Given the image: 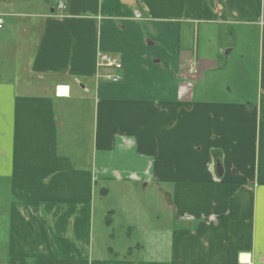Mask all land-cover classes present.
I'll use <instances>...</instances> for the list:
<instances>
[{"label": "crops", "instance_id": "0c3cea01", "mask_svg": "<svg viewBox=\"0 0 264 264\" xmlns=\"http://www.w3.org/2000/svg\"><path fill=\"white\" fill-rule=\"evenodd\" d=\"M58 2L0 0V264H264V0ZM196 23L243 28L249 87ZM99 181L156 185L149 258L96 242Z\"/></svg>", "mask_w": 264, "mask_h": 264}, {"label": "rangeland", "instance_id": "374dc122", "mask_svg": "<svg viewBox=\"0 0 264 264\" xmlns=\"http://www.w3.org/2000/svg\"><path fill=\"white\" fill-rule=\"evenodd\" d=\"M29 7L33 9L34 5L31 3ZM18 17L22 18V16ZM222 26L206 23L194 24V43L196 45L198 42L202 51L207 50L210 54L213 53L210 48L213 49L217 43L218 45L236 44V49L231 51V54L230 51L227 54L229 49L227 47L225 52L220 55L219 61L222 67L220 73L226 83H224V86L228 85L231 76L232 79L236 77L237 82L240 79L239 84L246 85L241 80L246 79L248 82L247 87H249L250 78H255L256 72L251 63H248L250 51L246 57L244 56L246 52L242 50L243 35L240 34V31L244 30L240 26L236 27L237 29L235 28L237 35L223 34V29L221 28L224 27ZM247 43L250 45V40ZM253 43L252 46L255 45V41ZM245 63V67H241ZM232 82L233 80L230 83ZM103 186H106L109 190L104 197L99 193L100 188ZM95 188L96 210L94 224L96 242L101 244L100 237L105 232L106 235H110L108 245L113 247L114 251L122 255L127 251L128 247H132L134 254L144 259L149 258L151 238L149 231L155 229V232L163 235L166 231L168 232L171 222L170 210L165 205H162L161 198L156 193V190H158L156 185L154 184V187L151 185L143 187L141 184L134 186L132 183L115 181L102 183L99 181ZM106 218L112 219L113 224L109 226L105 224ZM128 228L131 230L130 233Z\"/></svg>", "mask_w": 264, "mask_h": 264}, {"label": "built area", "instance_id": "2783aa9c", "mask_svg": "<svg viewBox=\"0 0 264 264\" xmlns=\"http://www.w3.org/2000/svg\"><path fill=\"white\" fill-rule=\"evenodd\" d=\"M57 8L60 11H65L66 9V2L65 0H59L57 4ZM5 18L3 14H0V29L4 26ZM98 64L100 67L109 68L111 73L106 74V78L113 82L121 81L122 75L121 72L123 71V64L120 59L114 55H111L107 52L99 51L98 52ZM186 70L189 71L191 74L197 73V67L195 62L192 58H188L186 61Z\"/></svg>", "mask_w": 264, "mask_h": 264}]
</instances>
